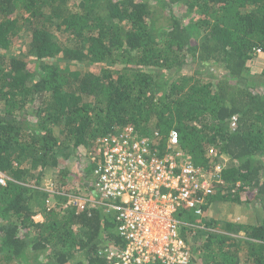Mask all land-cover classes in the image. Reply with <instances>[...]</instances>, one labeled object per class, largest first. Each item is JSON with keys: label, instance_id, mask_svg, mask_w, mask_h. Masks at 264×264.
Returning <instances> with one entry per match:
<instances>
[{"label": "trees", "instance_id": "16d2710c", "mask_svg": "<svg viewBox=\"0 0 264 264\" xmlns=\"http://www.w3.org/2000/svg\"><path fill=\"white\" fill-rule=\"evenodd\" d=\"M151 1L0 0V264H109L103 247L124 246L117 213L60 196L85 160L100 199L91 158L125 127L157 157L174 131L194 166L222 167L203 212L177 216L194 264H264V0H153L163 26ZM231 204L255 221L206 216Z\"/></svg>", "mask_w": 264, "mask_h": 264}, {"label": "built area", "instance_id": "2783aa9c", "mask_svg": "<svg viewBox=\"0 0 264 264\" xmlns=\"http://www.w3.org/2000/svg\"><path fill=\"white\" fill-rule=\"evenodd\" d=\"M236 119H230V128ZM177 133L169 134L171 151L164 157L150 152L148 141L131 127L101 142L102 149L91 158L93 187L98 201L72 197L70 204L84 209L98 205L117 213L116 233L124 246L103 247L109 264H192L191 247L182 236L178 213L200 215L219 183L222 169L194 166L177 150ZM209 154L213 155L212 150ZM7 177L0 173V186ZM187 241V242H186Z\"/></svg>", "mask_w": 264, "mask_h": 264}, {"label": "rangeland", "instance_id": "374dc122", "mask_svg": "<svg viewBox=\"0 0 264 264\" xmlns=\"http://www.w3.org/2000/svg\"><path fill=\"white\" fill-rule=\"evenodd\" d=\"M151 5L154 7V9L156 8V14H155V18H157L159 20L158 24H160V26L166 25V19L163 15V11L160 8L159 5H156V3L152 0ZM165 13V10H164ZM175 16L176 17H180L181 15L179 13H177V11H174ZM167 16V15H166ZM185 20V19H184ZM22 38H20V41L17 42L16 47L14 48V53L19 55L20 51L23 49V53L26 52V44L27 43V36H25L24 33H22ZM264 57V56H263ZM27 62L29 61L32 64V59L31 58H26ZM35 65V63L33 64ZM196 68V67H195ZM198 68V67H197ZM255 71L259 72V67H255L254 68ZM199 72H202L203 75H209V73H206V70L203 69L202 67L199 68ZM210 72V71H209ZM172 73V71H168L166 73H162L161 77H166L168 75H170ZM184 74H190L192 73L191 68H185V70L183 71ZM257 74L253 73L252 77H250L251 84L254 83L257 80L256 77ZM264 88V86H262ZM68 169L70 171L69 176H68V185L66 186L67 190V194H62L63 196V200L65 199L64 203H60L61 201L56 200L55 202H52L53 204H56L58 202V204H62V209L63 208H71L73 207L69 202L71 201L70 199L72 197L74 198H80V197H85V198H89V193H88V181L89 179H87L89 170H90V164L88 161L82 160V161H77V162H73L70 163L68 166ZM41 190H45V191H49L51 192L53 190V186H52V180H51V173H47L44 175L42 182H41V186H40ZM67 196V197H65ZM60 200H62V198H58ZM91 200H93L92 198H89ZM213 209V208H211ZM209 210L206 214L207 217L212 218L214 220H221V221H245L247 223H253L255 221V212L249 208L248 206H236V205H224L221 206L220 208H217L216 211L213 210ZM193 214V213H192ZM191 247V244H190ZM81 256V255H80ZM196 260V257L194 256V254L192 253V264H194ZM30 261H25L27 264H30ZM40 264H50L49 260H47L46 258L43 259V256H41L40 258ZM5 264V263H2Z\"/></svg>", "mask_w": 264, "mask_h": 264}]
</instances>
